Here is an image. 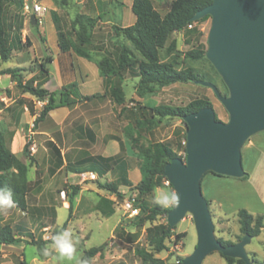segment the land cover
<instances>
[{
	"label": "rangeland",
	"instance_id": "obj_1",
	"mask_svg": "<svg viewBox=\"0 0 264 264\" xmlns=\"http://www.w3.org/2000/svg\"><path fill=\"white\" fill-rule=\"evenodd\" d=\"M38 1L47 6L48 13L42 25L35 27L25 23L21 9L17 8L15 3L6 5L5 30L11 50L8 60H0V70L13 69L23 82L32 79L34 85L42 80L43 76L39 73L40 64L45 63L47 57L57 60L53 13L56 14L67 37L71 39H74L78 30V26L73 23L78 16L96 20L92 29V42L88 46L93 59H109L115 62L122 47L130 50L135 57H139L132 44L116 30L134 24L135 17L131 12L132 0ZM174 1L151 0L154 9L161 16L169 11ZM212 22V15L206 14L194 20L186 31L171 34L168 43L175 41L176 50L182 53L192 49L204 51L207 62L201 61L194 67L202 69L216 85L208 81L176 83L166 87H156L153 92L139 96L136 88L138 79L126 76L123 85L126 101L124 110L120 112L121 107L115 105V114L118 118L115 134L122 140L124 154L128 159L131 186L128 189H121L124 192L121 193V197H117L116 201L111 199L112 192L104 188L114 183L115 174L95 175L94 179L87 178L88 176H85L87 172L79 170L73 175L67 173L66 169L60 170L56 175L49 174L48 169L54 168L50 160L52 153L44 150L46 147L42 140H39L36 135L30 136L28 132L31 125H33L32 131L35 130L34 121L45 105L46 98L40 101L23 93L16 84L14 85L10 75L0 76V99L4 98L7 103L6 106L4 100H0V131L11 150V140L15 130L23 129V146L27 144V148L22 149L21 156L25 165L28 166L27 178L31 181L26 196V210L22 211L13 207L0 212V226L9 225L15 235L21 239L13 245H0V264H21L22 261L26 264H82L85 254L92 248L100 251L88 260V264H141L135 251L150 249L146 239V228L149 223L141 225L138 223V218L129 217L124 213L122 203L128 192L133 191L141 180L139 172L141 150L156 143H162L170 147L177 155L184 157L188 125L183 118H165L148 132L140 131L138 134L137 130L130 127L137 119L143 117L144 108L161 105L186 107L195 100L209 102L218 120L225 124L229 123L231 113L218 98L213 87L222 93L221 81H223L228 88V99L236 100L238 96L209 60ZM70 54L73 53L70 52ZM72 57L61 54L58 60L60 67L63 68L66 64L70 68L72 64L74 68L78 67L84 75H87V83L79 89L81 93L89 94L96 91L93 72L83 62L86 60L78 56ZM210 65L218 76L214 74ZM45 68L50 69L52 78L42 88L49 89L47 90L49 92L57 91L59 81L56 66L46 64ZM76 80L80 83V76L77 73ZM57 114H59L58 111H54L52 116L56 118ZM94 116L97 114L92 115V118ZM95 122L98 124L99 121ZM249 138L240 150L241 165L247 174L246 178L236 179L206 174L201 181L202 195L211 204L209 210L215 238L233 244H237L243 238L239 232L237 217L239 210L245 209L254 217L258 215L264 217V131L253 135L250 144L245 147ZM31 146L35 147V152L30 150ZM103 147L102 144H97L89 149V153L98 154ZM39 155L44 157V160L35 171L34 164ZM75 187L78 188V193L70 204L67 194ZM157 192L161 195L165 193L177 195L172 185L167 187L162 184L160 188L140 199L148 205H154L153 196ZM166 222H168L167 216H159L153 224ZM64 223L66 224L64 230L70 231L76 249L72 260L54 262L51 256L40 258L34 246L25 244L24 241L51 239ZM173 232L185 234L182 240L183 261L185 257L193 253L197 243L193 214L190 211H187L181 220L174 224ZM170 242L166 240V251L156 255L164 260L165 264L173 262V255L167 253ZM257 243L264 247V222L260 235L250 238L244 247L250 264H264V251L256 249ZM253 259L255 263L251 261ZM202 264H226V262L220 252L214 251L204 258ZM234 264L239 263L235 261Z\"/></svg>",
	"mask_w": 264,
	"mask_h": 264
},
{
	"label": "trees",
	"instance_id": "obj_2",
	"mask_svg": "<svg viewBox=\"0 0 264 264\" xmlns=\"http://www.w3.org/2000/svg\"><path fill=\"white\" fill-rule=\"evenodd\" d=\"M15 3L17 8H22V0H0V60L6 61L9 58L11 47L7 40L5 30L4 12L8 3ZM212 3V0H175L169 11L161 16L153 7L151 0H132L131 12L135 17L133 25L126 28L116 29L124 38H126L133 46L139 57L128 50L126 47L120 49L118 58L115 62L109 59L95 60L92 58L88 46L92 42V29L96 20L91 17L78 16L74 20V25L78 26L74 39L67 37L62 29V26L53 13L52 20L56 32L57 45L62 53L72 52L74 55L93 62L99 71L103 82L110 83L111 87L108 92L112 102L120 108V112L124 110L125 94L124 81L127 75L130 78L138 79L137 92L139 96L146 93H151L156 87H166L176 83L189 82H212V79L200 68L194 67L195 64L201 61H206L205 52L198 49H192L185 53L176 50L175 41L168 40L170 35L177 32L182 33L194 23L193 17L201 10ZM21 29V25L19 27ZM51 57L46 58L45 63H41L39 73L43 76L39 83L34 85V80L29 79L23 82L17 72L13 69L0 70V76L10 75L16 86L23 93L29 94L32 97L43 101L46 98V103L42 107L39 116L35 119V123L43 119L48 113L58 107H68L74 102L72 99L75 84L67 87H62L60 90L49 92L42 88L49 80V70L45 68L46 64H50ZM207 62V61H206ZM210 68L215 75L213 67ZM218 76V75H217ZM223 92L219 94L223 97L228 96V88L221 81ZM216 85V84H215ZM99 97L98 94L83 97L84 100H91ZM204 108H213L212 105L204 100H195L186 107H171V106H156L143 109V117L137 119L135 124L130 129L140 131H151L165 118H184L186 115L196 113ZM216 120H218L216 116ZM25 144L24 150H26ZM185 152V149H184ZM141 162L139 171L141 180L133 191L137 192L136 206L140 212L136 216L139 224L149 223L146 228V239L150 249H137L136 255L140 258L141 264H165V261L156 257L157 254L166 251V240L179 241L185 237L184 233H174V227L168 222L164 224H153L159 216H167L171 207H160L156 204L148 205L141 201L140 198L152 193L163 184L165 166L173 159H184L177 155L170 147L162 143H156L141 150ZM87 162L91 164V169L99 168L100 173L107 170L119 171L117 180L104 188L113 192L118 197H121L118 188L126 186L130 188L131 184L127 179V164L123 159L122 152L115 157L104 158L95 156L88 158ZM99 166V167H98ZM28 166L22 163L9 148V144L0 131V188H8L13 194V200L16 208L25 211L26 196L30 189V181L27 178ZM244 174L242 179L246 178ZM78 188L75 187L67 194L68 201L72 204L73 198L77 195ZM209 204V202H207ZM239 232L242 236L254 238L260 235L263 228L264 217L261 215L253 216L245 209H241L237 213ZM66 224L55 232L52 238L58 233L64 231ZM52 238L47 241H24L25 244L34 246L37 255L44 257L43 249L47 244L52 242ZM13 229L9 225L0 226V245H13L20 242ZM222 246L232 245V242L224 241L218 238ZM100 250L96 248L90 249L83 258V261H88L94 257ZM226 264H234L237 261L239 264H245L240 259L233 257H225ZM253 263L256 261L251 260ZM21 264H26L23 261Z\"/></svg>",
	"mask_w": 264,
	"mask_h": 264
},
{
	"label": "water",
	"instance_id": "obj_3",
	"mask_svg": "<svg viewBox=\"0 0 264 264\" xmlns=\"http://www.w3.org/2000/svg\"><path fill=\"white\" fill-rule=\"evenodd\" d=\"M206 14L213 18L209 60L238 98L223 97L213 87L231 113L228 124L216 120L213 108L183 118L188 125L185 158L173 159L164 169V177L179 198L167 220L173 227L187 211L193 214L197 243L183 264H202L214 251L250 264L244 249L250 237L243 236L240 242L228 246L215 238L200 180L207 171L243 177L241 147L248 137L264 129V0H212L193 20ZM30 25L36 26L34 16Z\"/></svg>",
	"mask_w": 264,
	"mask_h": 264
},
{
	"label": "crops",
	"instance_id": "obj_4",
	"mask_svg": "<svg viewBox=\"0 0 264 264\" xmlns=\"http://www.w3.org/2000/svg\"><path fill=\"white\" fill-rule=\"evenodd\" d=\"M55 53L57 55V60L51 57L52 61L50 65H55L57 69V75L59 81L58 82L59 86L57 87V89L60 90L62 87H67L72 84H75L77 86L75 89H72L73 95L75 96H72L74 103L71 106L55 108L54 110L50 111L46 117L39 120L35 124L34 131H32L33 125H31V128L28 130L29 133L32 132V136L36 135L39 140H42L45 143L46 148L44 150L48 151L49 153H52L50 160L51 162H53L54 168L52 167L51 169H48L49 174L56 175L60 170L66 169L67 173L73 175L76 174V172L79 170L80 172L85 171L87 173H93L94 175L115 174L116 175L115 181H116L117 178L119 177V173H118L119 171L107 170L99 174L101 169L99 168L91 169V164L87 162V160L88 158L95 156H101L104 158L115 157L119 153L121 154L122 152L123 159L127 164L126 173H127V179L129 180L130 168H129L128 159L127 156L124 154V147L121 144L122 140L115 134V130L118 128V120H117L118 118L117 115L115 114L116 112L115 104L112 102L111 98L108 95L111 84L110 83L105 84V82H103V79L99 74L97 66L93 62L84 59L87 62L86 61L83 62H85L93 72V76L95 77L94 80L95 87L97 89L94 92H89V94L81 93L79 89L82 88L83 85L87 83L88 80L87 75H84L83 72H81V70L78 67L77 69L74 68L72 64L70 68H68L66 64H64L63 68H61L60 63L58 62L61 54H68L70 58L76 55L70 53H62L58 45L55 46ZM76 73L79 74L80 76V83H78L76 80ZM51 76L52 75L49 69V80L42 87H45L49 83L50 79L52 78ZM13 83L14 85L16 84L14 81ZM94 94H98L99 97L91 100L83 99V97L91 96ZM76 96L77 98H75ZM0 100H4L7 106V103L4 98L3 99L1 98ZM54 111H58L59 113L56 115V118L52 116ZM95 114H97V116H94L92 118V115ZM96 120L99 121L98 124H95ZM262 131H264V129L259 130L254 134H252L245 147H247L250 144L251 137L253 135ZM23 144H24L23 129L15 130L11 140V152L15 154V156H17V158H19V160L22 163L25 164L21 156L22 149L24 150ZM97 144H102L104 147L99 150L100 152L98 154H90L89 149H91V147H94ZM43 160L44 157L40 155L37 157V160L34 164L35 171H37L39 166H41ZM206 174H212L218 177L242 179V177L219 175L207 171L201 177L200 189H201L202 178ZM121 189H128V187L120 186L118 188L119 193L124 192ZM117 197L118 196L116 194H114L113 192L111 193V199L113 201H116ZM210 205L211 204L209 202L208 208Z\"/></svg>",
	"mask_w": 264,
	"mask_h": 264
},
{
	"label": "clouds",
	"instance_id": "obj_5",
	"mask_svg": "<svg viewBox=\"0 0 264 264\" xmlns=\"http://www.w3.org/2000/svg\"><path fill=\"white\" fill-rule=\"evenodd\" d=\"M178 196L175 193H165L161 195L159 192L154 193L153 203L160 207H171L178 204ZM15 206L13 194L8 188H0V212H5ZM252 242H250L251 244ZM256 249L264 251V247L256 244ZM76 249L73 245L71 233L64 230L52 238V242L43 249L45 257L51 256L54 262L63 261L65 259L72 260ZM82 264H88V261H83Z\"/></svg>",
	"mask_w": 264,
	"mask_h": 264
},
{
	"label": "built area",
	"instance_id": "obj_6",
	"mask_svg": "<svg viewBox=\"0 0 264 264\" xmlns=\"http://www.w3.org/2000/svg\"><path fill=\"white\" fill-rule=\"evenodd\" d=\"M21 13L25 20V23L30 24V17L34 16L36 19V25L40 26L42 25L43 19L48 13V8L47 6H45L42 2H39L38 0H22ZM29 134L30 136H32V132H30ZM30 150L32 152H35V147L31 146ZM85 176H88L87 178H90V179L95 178V175L93 173H86ZM163 185L167 187L171 186L170 182L168 181L166 177H164L163 179ZM64 197H65V193L63 192V198ZM136 199H137V192L130 191L125 196V200L122 203V209L124 213H126L129 217H136L140 212L139 208L136 206ZM169 241L171 242H170L169 251H167V253L173 255L172 264H183L182 258H184V255H183L182 239L179 241H175V238L172 237L171 240Z\"/></svg>",
	"mask_w": 264,
	"mask_h": 264
}]
</instances>
